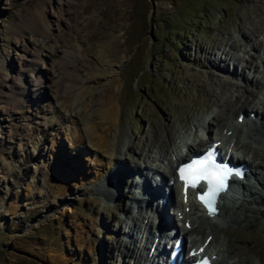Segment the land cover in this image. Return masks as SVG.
<instances>
[{"label":"rangeland","instance_id":"obj_1","mask_svg":"<svg viewBox=\"0 0 264 264\" xmlns=\"http://www.w3.org/2000/svg\"><path fill=\"white\" fill-rule=\"evenodd\" d=\"M258 41L264 44V0H0V199L9 197L3 163L14 172L23 156L42 151L40 136L47 119L97 67L101 47L122 60L117 144L119 159L134 171L137 164L144 168L143 153L153 157L158 152L155 143L149 150L145 147L154 134L165 139L169 150L180 136H188L195 147L201 120L215 128L223 118L241 119L221 101L211 105L203 83L213 74L226 77L232 71L237 86L230 87L226 97L234 109L252 90L246 80L263 71L258 58L264 48ZM253 45L260 47L256 58L250 57ZM231 54L239 62L230 61L223 69L224 64L219 68L210 63V58L224 63L221 58L229 60ZM246 59L257 67L243 68ZM242 74L249 78L242 80ZM253 89L256 108L263 90ZM241 127L234 139H247ZM84 163L79 154L71 160L79 172L85 170ZM126 167L121 166L125 175L117 176V194L74 188L81 183L75 172L72 181L60 183L35 205L5 219L0 224V264H134L117 243L118 237L127 238L121 235L127 225L118 219L129 214L130 224L136 213L134 205L129 208L133 176ZM140 176H135L138 186ZM259 207L264 210V202ZM49 209L54 213H47ZM228 228L233 249L229 262L264 264V224ZM224 233L219 231L218 237Z\"/></svg>","mask_w":264,"mask_h":264},{"label":"bare ground","instance_id":"obj_2","mask_svg":"<svg viewBox=\"0 0 264 264\" xmlns=\"http://www.w3.org/2000/svg\"><path fill=\"white\" fill-rule=\"evenodd\" d=\"M84 38L88 40V34ZM262 43L261 41L256 42L262 47H259L260 49L264 48ZM255 48L253 45L252 49L254 52L250 53L252 58L258 55L256 53H258L259 48ZM99 51L100 55L96 62L97 67L91 68V73L82 82H77V89L73 92H68V102L58 106L47 119V127L42 129L40 136L42 151L39 154L28 153L23 156L20 162L14 165L17 168L14 172L8 169L9 164L3 163L6 168L4 184L8 190L7 192H9V197L8 201L0 199V224L5 219L13 217L24 207L35 205L44 196L50 194L52 189L60 183L72 181L73 173L75 172L79 173L81 183L79 185L76 184L74 188L82 187L89 189L95 194H99L102 191L117 194L116 189L120 186L121 181L116 179L117 176L125 175L121 166L126 167L125 163H122L121 159H119L121 152L117 144L118 136L120 135L119 121L121 120L122 110L119 98L122 90V83L119 78L122 60L121 57L115 56L116 53H113L110 49L107 50L105 46L101 47ZM223 51L225 52V50ZM222 59L225 60L224 63L215 58H210V63H214L212 65L218 63L219 68L221 64H224L225 67L222 66L223 69L229 65L230 61H233L234 64L239 58L237 55L232 56L231 54L229 60H227V56ZM248 59L244 62L243 68L253 67L255 69L257 63L253 65V62H249L248 64ZM258 59L263 65V71L259 72V75L252 74L250 80H246L247 86L255 92L248 89L249 94H246L245 98L242 97L245 100L241 102L242 99L239 98L240 100L237 103L235 102L234 109L232 108L230 97H226L229 88L233 89L234 86H237L234 78L235 74L231 70L230 76L225 75L228 78L223 75L213 74L214 79L209 78L203 83V90L208 93L210 97L208 100L211 101V105L221 101L225 109L227 108L229 112L231 111L230 114L232 116L235 115V118H237V114L241 112L245 115L244 119L238 122L237 120L231 121L228 118H223L217 121L215 128L212 127L211 122L203 119L201 120V126L206 133L195 142L196 148L192 147L194 143L190 141L181 144V146L185 145L187 148L186 155H188V153L198 150L199 145H203L207 141L226 139L228 142H232L230 156L233 157V160L238 163L244 162L249 168L248 180L241 182L242 189L235 194L230 193L231 201L219 206L218 219L208 218L203 213H196L198 209L192 205L190 199L182 204L183 208L189 205L188 208L190 210L196 209L197 211L190 212V210L181 209L180 218L177 220L180 223V227H177L173 217L169 214L170 211L166 207L171 205L174 198L171 190L172 185L168 179L174 178V173H176L174 166L178 160L183 159V157L181 159L180 157L176 158V146L178 144L169 150V144L165 139H162L159 133L154 134L148 138L145 147L149 150L150 145L155 143L158 152L156 151L157 153L155 152L153 157L149 153H143L146 157L143 159L141 166H144V168H141L136 160H134V164H137L138 168L134 171L130 170L133 168L132 165H127L126 171L130 170L128 172L133 176L131 189L128 192L133 193L134 191V196H130L131 203L129 208L130 210L133 209L135 203L137 209L136 213L130 216V224L127 221L129 214H125V218L121 217L118 219L119 223L127 225L126 232L121 234H126L127 238L118 237L117 243H120L128 251L129 257L134 259V264H161V262H166L165 254L168 241L163 246V244L160 245V240H162L164 234L168 236L173 229L177 231V237L178 235L183 236L185 249L192 245L196 249L200 245V248L204 251L203 254L212 255V253H215L213 258L215 264H253L243 261L245 259L239 260L237 263L234 261L229 262V259L232 258L230 256L233 249L231 246L232 240L229 237L230 228L228 227L234 230L238 227H248L249 224L250 226L251 224H264V220L261 219V216H264V210L259 207L264 202V162L262 160V158L264 159V54L259 56ZM244 78L248 79L249 77L242 74V80ZM242 80L239 87L244 89L246 84H242ZM249 81H251L252 85ZM253 88H262L263 90L260 91L263 95L262 101H260L261 104L256 108H254L255 102L253 98L256 90ZM230 91L233 90L230 89ZM246 101L248 102L247 105L245 104ZM249 117L252 118L248 123ZM243 125L246 129L247 139H234L237 129ZM215 129L216 131H214ZM251 142L254 145H251ZM223 148L225 149V146L221 147V150ZM78 154L82 156L86 166L85 170L80 172L76 171L71 164V160L76 158ZM148 159H151V161H148ZM30 163L33 164L31 169H29ZM58 164L62 165V167L58 168ZM143 169H147V171L142 172ZM136 174L141 175L140 178L142 179L139 182L140 194H135L139 187L138 181L135 179ZM109 177H114L112 183H109ZM153 182L156 184L154 191L157 196H149L145 189L148 184L150 189H153ZM108 184H112L114 187L108 189ZM166 190L168 193L164 192ZM162 197L165 198L164 201H161ZM232 201H234V205L231 203ZM60 205L63 206V203H60ZM148 207L151 208L153 220L156 221V226L153 229V222L149 218V213H147ZM47 213L52 214L54 211L49 209ZM250 213L256 214L257 217H249ZM38 221L39 219L29 224L28 227H32ZM169 222L174 224L172 223L173 226L167 229ZM185 222L188 223L185 225ZM221 230L225 231L223 238L218 237V232ZM122 232H124V229ZM176 239L174 238V240ZM206 240L207 242H205ZM159 245L162 252H164L162 254L164 256L159 255L160 259L156 256L159 252Z\"/></svg>","mask_w":264,"mask_h":264},{"label":"snow or ice","instance_id":"obj_3","mask_svg":"<svg viewBox=\"0 0 264 264\" xmlns=\"http://www.w3.org/2000/svg\"><path fill=\"white\" fill-rule=\"evenodd\" d=\"M181 180L185 186L196 188L201 181L207 183V191L199 196V199L209 210V214H215V201L220 192L226 188L229 176L240 173L228 166L226 163H217L216 152L213 150L201 159H195L191 163L179 169Z\"/></svg>","mask_w":264,"mask_h":264}]
</instances>
